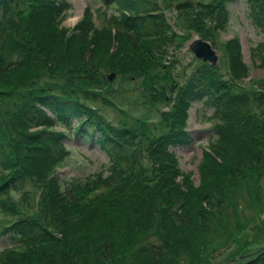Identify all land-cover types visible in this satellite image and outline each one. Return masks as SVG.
<instances>
[{
    "label": "rangeland",
    "instance_id": "obj_1",
    "mask_svg": "<svg viewBox=\"0 0 264 264\" xmlns=\"http://www.w3.org/2000/svg\"><path fill=\"white\" fill-rule=\"evenodd\" d=\"M212 1L144 0L143 8L152 19L151 26L159 34L157 37H146L136 45L127 35H132L143 22L132 20L137 17V9L141 10L132 0H125L122 8L117 0H56V8L41 11L42 17L37 14L40 12V5L32 10L33 4L29 0H20L18 5H10L12 8L5 6L3 9L4 19L22 34L19 40L15 36L16 41L9 40L6 34L0 32V50H4L0 54V68L10 61L19 66L12 72L0 69V116L2 115L3 121H9L13 115L16 118L17 108L30 89L46 86L54 81H66L72 77L79 79L95 88L94 93H99L98 100L93 105L106 118L117 124L122 122L121 127L127 126L128 129L140 132L136 145L128 147L132 150L128 160L121 161L123 165L120 167L127 170L118 173L115 169L119 176L127 174L139 182L138 186L130 187L128 191L137 189L135 193H139L141 199L144 191L154 192L168 178L170 181H167V187L172 183L171 180L175 181V185L164 191L172 190L177 193L167 195L166 199L187 197L186 202L195 214L194 223L188 227L175 224V216L172 214L175 204L167 202L165 205L169 206L165 210L166 214L157 213L153 218L155 229L139 235L140 240L135 244L137 248L146 242H159L161 235L180 239V247L173 255L170 254L171 262L164 263L166 261L163 262L160 258L138 256L148 261L147 264H264V151L263 154L253 156L249 153L252 147H258L259 141L264 144V132L259 128L264 124V102L251 98L237 114L235 123H250V118L254 116V128L259 130L252 129L248 134H237L238 136L227 141L226 146L241 148L240 151L245 152L247 157L240 164L244 176L237 177L239 179L230 178L222 182V187L211 183L204 188V179L198 168L203 150L215 138L213 127L224 126L228 119L209 120L214 109L201 100L193 102L187 111L189 116L186 129L190 134L186 135L185 143L157 145L160 137L166 133L164 124L171 122L173 111L180 106L177 88L202 63L216 68L219 76L233 91L254 92L264 87V68L253 55L255 45L264 36L261 27L252 21L246 0H228L227 12L216 10L214 15L208 14L210 9L198 6L199 3ZM189 2L194 5H189ZM190 25L202 35L190 30ZM86 28L93 29L96 33L94 35L98 37L113 32L116 39V46L108 58L102 59L99 56L93 59L94 67L97 63L99 65L96 69L93 67L94 74L90 79L81 77L84 71L92 73L86 68H90L92 64L87 63L86 58L80 55V41L76 42L79 47L73 49L74 56L70 53L64 56L56 46L62 39L60 29L65 31L67 37L72 34L73 40L76 37L74 33ZM205 41L213 46L209 45V49L214 50L210 59L205 57L204 51L201 56L196 54L201 45L210 52ZM119 44L124 47L122 52L116 49ZM230 52L239 53L244 69H235L236 72L233 70V55ZM53 54L57 57L52 58ZM115 60L116 64H112ZM74 62L86 66L79 70L73 68L78 65ZM32 77L37 82L29 83L28 80ZM15 123L10 125L7 132L9 139L21 138L20 132L26 131L25 124H19L17 120ZM42 129L31 127L29 130L32 132ZM50 129L64 132L57 125ZM130 135L131 132L124 140ZM53 138V134H47L39 137L38 141L43 143L42 147L57 152L59 161L55 163L54 171L65 192L67 183H77L74 191L65 194V197L58 195L56 204L62 210L61 219H67V214L63 213V203L68 196L75 199L76 208L69 211L68 229L69 235L73 230L80 233L86 230L90 220L99 219L97 215H100V211L87 204L96 205L100 199L107 197L108 189L98 184L96 178L99 173L107 176L112 162L110 155L103 152L98 144L78 138L68 140L61 136L56 138L60 141L53 143ZM188 140L191 142L188 143ZM26 148H15V153ZM159 150L162 151L158 152ZM64 156L66 158L62 159ZM9 172L6 169L0 171V200H3L0 201V261L8 256V250L29 249L27 242L18 241L9 233L3 232L1 226L24 219L27 217L25 213H29L31 221L37 218L44 223L48 222L45 210L42 209V187L38 185L37 179L29 178L23 183V187L7 189L2 181L9 179ZM176 184L182 191H179ZM80 193L83 195L79 196ZM24 195L27 199H23ZM208 195L214 203V209L205 212L203 198ZM215 197L217 201H214ZM178 202L181 203V199ZM203 213L206 221L201 217ZM80 225L84 228H80ZM182 232V237L177 235ZM52 234L64 243L68 240L63 229L61 232L52 230ZM40 239L42 236L37 235L29 240L31 249H34L35 242L38 241L39 244ZM129 250L127 247L120 251L117 260L111 264H135L136 258ZM77 260V264H98L88 262L87 257Z\"/></svg>",
    "mask_w": 264,
    "mask_h": 264
},
{
    "label": "trees",
    "instance_id": "obj_2",
    "mask_svg": "<svg viewBox=\"0 0 264 264\" xmlns=\"http://www.w3.org/2000/svg\"><path fill=\"white\" fill-rule=\"evenodd\" d=\"M19 1L0 0V32L6 34L9 40H16V37L19 40L22 34L12 23L10 24L4 19L2 15L3 9L5 6L18 5ZM29 1L33 4L32 10L38 4L40 5L38 9L40 12L37 14L41 17L43 16L41 11H50L58 5L56 0ZM132 1L142 10L136 7L137 13L135 16L137 17L132 20L143 23L136 27L132 35H127L128 39L136 45L141 43L146 37H157L159 32L151 26L150 20L152 19L147 16L149 14L143 8L145 5L144 0ZM226 1L228 0H213L208 4L199 3L198 6L207 10L210 9L209 15H214L216 10L226 13ZM117 3L122 8L125 0H117ZM188 4L194 5L193 2H189ZM246 4H248L249 15L252 21L255 25L261 27L264 36V0H246ZM190 28V30H195L201 34L193 26L190 25ZM59 34L62 39L60 38L56 46L64 56L68 53L74 56L73 49L79 47L76 42L80 41L79 44L82 47L80 55H83V58H86V62L91 64L93 59L99 56H102V59L108 58L110 52L116 46L115 34L113 32L98 37L94 35L96 33L93 29H79L77 33H74L76 37L73 40L72 34L67 37L63 29L59 30ZM123 48L119 44L116 49L122 52ZM162 51L166 52L165 50ZM2 53H4V50H0V54ZM231 54L233 55L232 59L234 62L233 70L242 69L243 63L239 58V53L234 52ZM253 55L259 62V65L264 68V39L255 45ZM51 57L56 58L57 56L53 54ZM33 58L36 57L33 56ZM116 62L115 60L112 64H116ZM74 63L78 65L73 68L79 70L86 66H81L78 62ZM94 65L95 63L90 65V68L86 67L92 73L84 71L81 77L90 79L94 74V69L99 64L97 63L95 67ZM16 67H19L18 64L10 61L4 65L2 64L0 69L12 72L16 70ZM237 75L240 77V74ZM32 78H29V83L37 82L35 78ZM70 79L62 82L54 81L49 85L30 89L26 92L27 94L24 95L23 102L17 108L16 118L13 115L12 118H9V121L5 122L2 119V115L0 116V171L4 169L10 171L7 175L9 179L2 181V183L7 189H17L23 187L22 185L27 179H37L38 185L42 187V191H40L42 209L45 210V217L48 220L47 223L37 218L31 221L29 213H25L27 217L24 219L22 218L20 221L14 220L12 224H4V232L9 233V235L18 241L27 242L29 249H26V251L18 249L13 251L8 250V256L1 260L0 264H77L79 262L77 258L81 257H87V261L90 263L111 264L117 260L119 252L127 247L130 249L129 252L133 257L136 258L134 260L135 264L148 263L143 258H139L138 256L140 255L152 259L160 258L163 259V262L166 261L164 263L171 262L172 256L170 254L173 255V252L180 247L178 245L180 243L178 237L161 235L159 242H146L138 248L135 247V244L137 240H140L139 235L155 229L153 218L157 213L166 214L165 210L169 206L165 205L167 202L172 205L175 204V211L172 213L175 216V224L180 223L188 227L194 223L193 217H195V214L192 212L189 203L186 202L187 197L186 199L180 196L176 199L172 197V201L166 199L167 195L177 193L172 190L170 192L164 191L165 189L168 190L169 186L175 185V181L171 180L172 183L167 187V181H170L168 178H166L164 185L159 186L154 192L144 191L141 195L143 198L141 199L139 193H135L137 189L128 191V188L138 186L139 182L131 176H127V174L119 176L118 173L127 170L120 167L123 165L121 161L128 160L131 150L128 147L136 145V138L140 132L138 131L137 133L136 130L128 129L127 126L121 127V124L114 125L109 119H106L98 107L95 105V108L93 107L99 95V93H94L95 88L89 87L79 79L75 80L74 77ZM263 88L246 93L233 91L229 84L219 76L216 68H211L207 63H202L193 72L191 77L187 81L181 82V86L177 88L176 94L179 96L180 106L173 111L171 122L168 123L169 125L164 124L163 127H166V133L160 137V142L158 140L157 142L159 143L157 145L185 143L187 140L186 135H188L185 129L188 118L187 110L194 99H199L209 108L214 109L213 115L209 120L217 118L225 121L228 119V123L224 126L215 125L213 127V136L215 138L203 150L198 168L204 179L203 187L207 188L211 183L222 187V182H226L230 178L235 177L239 179L237 177L244 176L242 172L243 167L240 164L244 162L247 156L245 152L240 151L241 148L235 149L226 146L227 141L230 138L238 136L237 134H248L252 129L259 130L260 128L264 132V124L259 128H254L255 123L252 120L254 116L250 118V123H235V119L238 117L237 114H239L243 105L248 104L249 99L254 98L255 101L264 102ZM9 112L7 113L9 114ZM15 120L19 124H25L27 132L25 130L21 131V138L15 139V137H12L9 139L7 132L11 124H16ZM54 125L63 127L64 132L60 133L53 131L54 129H50ZM31 127L43 129L30 132L29 129ZM46 127L50 128L45 129ZM169 128L171 129L169 130ZM129 132H131V135L127 140H124V137ZM47 134H53L54 138L51 140L53 143L60 141L58 140L60 136L70 139L73 135L82 140L87 139L91 143L95 142V144H98L103 152L110 155L112 166L108 168V175L104 176L99 173L96 178L98 184L108 189L107 197L100 199L96 205L87 204L88 207H96L100 211V215H97L99 219L94 218L90 220L89 226L85 227L86 230L80 233H76L73 230V233L69 235V211L72 212L76 208V201L71 196H68L66 202L63 203V208L65 209L63 213L67 214V219H61L60 214L62 210L56 204L58 195L65 197V194L74 191L77 183L75 185L72 182L67 183L66 192L60 186V180L54 171L55 163L59 161L57 152L55 153L50 149L42 147L43 143L38 141L39 137ZM20 146L27 148L15 153V148H20ZM257 146V148L252 147L249 150L251 156L257 153L258 155L263 154L264 144L262 141H259ZM161 151L159 150L158 152ZM66 156L62 159H65ZM2 167L4 169H1ZM115 169H117L118 173H116ZM177 187L179 191H182L178 185ZM82 195L80 193L79 196ZM23 199H27L26 195L23 196ZM180 199L181 203L178 202ZM0 201L2 202L3 200ZM214 201H217L216 197ZM203 203L205 212L214 209V203L209 195L204 196ZM142 209H146V211L143 212ZM201 217L206 221L204 213L201 214ZM82 226L80 225V228H84ZM61 229L64 230L65 236L69 240L65 243L52 234V230L61 232ZM183 233L177 235L182 237ZM37 235L42 236V239H40L39 244H37L38 241L35 242L34 249H31L29 240L34 239ZM159 263L157 262L156 264Z\"/></svg>",
    "mask_w": 264,
    "mask_h": 264
},
{
    "label": "water",
    "instance_id": "obj_3",
    "mask_svg": "<svg viewBox=\"0 0 264 264\" xmlns=\"http://www.w3.org/2000/svg\"><path fill=\"white\" fill-rule=\"evenodd\" d=\"M205 46H207L208 47V49H209V44L207 43V42H205ZM210 50V52L209 51H207L205 48H204V46H200V51H197V54L199 55V56H201V55H203V53H202V51H204V52H206V58H208V59H210L211 57H212V54L214 53V50H211V49H209ZM113 76L114 75H112L111 76V78H113Z\"/></svg>",
    "mask_w": 264,
    "mask_h": 264
}]
</instances>
